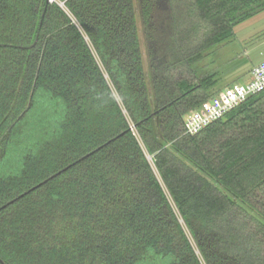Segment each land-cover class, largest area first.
<instances>
[{
	"label": "trees",
	"instance_id": "trees-1",
	"mask_svg": "<svg viewBox=\"0 0 264 264\" xmlns=\"http://www.w3.org/2000/svg\"><path fill=\"white\" fill-rule=\"evenodd\" d=\"M262 9L0 0L2 262L264 264V92L184 125L219 92L207 52ZM25 131L44 165L3 175Z\"/></svg>",
	"mask_w": 264,
	"mask_h": 264
},
{
	"label": "rangeland",
	"instance_id": "rangeland-1",
	"mask_svg": "<svg viewBox=\"0 0 264 264\" xmlns=\"http://www.w3.org/2000/svg\"><path fill=\"white\" fill-rule=\"evenodd\" d=\"M140 35L141 25L138 24ZM142 52L146 60V47L142 41ZM264 61V9L248 20L236 25L234 36L221 45L213 47L205 55L201 65L210 73H216L217 85L213 91L222 90L236 82L249 80L254 67ZM134 128V126H132ZM17 151L18 160L3 171V175H13L14 171H32L44 165L46 139L36 146L31 132L25 131ZM1 176V174H0Z\"/></svg>",
	"mask_w": 264,
	"mask_h": 264
},
{
	"label": "built area",
	"instance_id": "built-area-1",
	"mask_svg": "<svg viewBox=\"0 0 264 264\" xmlns=\"http://www.w3.org/2000/svg\"><path fill=\"white\" fill-rule=\"evenodd\" d=\"M264 92V61L253 68L250 80L220 90L214 98L190 111L185 118L186 135H196L212 123L224 118L248 98Z\"/></svg>",
	"mask_w": 264,
	"mask_h": 264
},
{
	"label": "water",
	"instance_id": "water-1",
	"mask_svg": "<svg viewBox=\"0 0 264 264\" xmlns=\"http://www.w3.org/2000/svg\"><path fill=\"white\" fill-rule=\"evenodd\" d=\"M54 0H48V2H53ZM62 6V5H61ZM0 263L1 264H4L3 262H2V260L0 259Z\"/></svg>",
	"mask_w": 264,
	"mask_h": 264
},
{
	"label": "crops",
	"instance_id": "crops-1",
	"mask_svg": "<svg viewBox=\"0 0 264 264\" xmlns=\"http://www.w3.org/2000/svg\"><path fill=\"white\" fill-rule=\"evenodd\" d=\"M249 80H250V78H249ZM249 80H247L246 82H248ZM237 83H240V82H236L235 84H237ZM241 83H244V82H241Z\"/></svg>",
	"mask_w": 264,
	"mask_h": 264
}]
</instances>
